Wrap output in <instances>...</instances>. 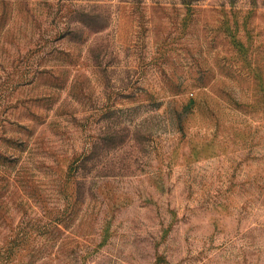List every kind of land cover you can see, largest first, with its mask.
<instances>
[{"label": "rangeland", "instance_id": "rangeland-1", "mask_svg": "<svg viewBox=\"0 0 264 264\" xmlns=\"http://www.w3.org/2000/svg\"><path fill=\"white\" fill-rule=\"evenodd\" d=\"M0 264H264V0H0Z\"/></svg>", "mask_w": 264, "mask_h": 264}]
</instances>
